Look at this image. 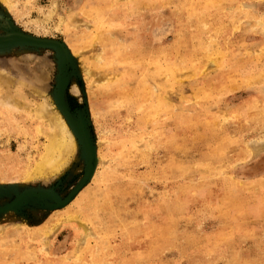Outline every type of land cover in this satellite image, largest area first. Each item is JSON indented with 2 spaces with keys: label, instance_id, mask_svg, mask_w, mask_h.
I'll list each match as a JSON object with an SVG mask.
<instances>
[{
  "label": "rangeland",
  "instance_id": "1",
  "mask_svg": "<svg viewBox=\"0 0 264 264\" xmlns=\"http://www.w3.org/2000/svg\"><path fill=\"white\" fill-rule=\"evenodd\" d=\"M207 1L0 0V264H264V0Z\"/></svg>",
  "mask_w": 264,
  "mask_h": 264
},
{
  "label": "bare ground",
  "instance_id": "2",
  "mask_svg": "<svg viewBox=\"0 0 264 264\" xmlns=\"http://www.w3.org/2000/svg\"><path fill=\"white\" fill-rule=\"evenodd\" d=\"M202 1V0H201ZM216 0H208L207 6L214 7ZM217 2V1H216ZM218 3V2H217ZM220 5V4H219ZM203 6V5H202ZM218 6V5H217ZM216 8V7H214ZM169 77V76H168ZM145 80V78H144ZM146 81V80H145ZM158 87V86H157ZM167 90V89H166ZM165 90V91H166ZM154 92V91H153ZM152 92V93H153ZM155 94V93H154ZM160 96V95H158ZM153 98V97H152ZM163 101V100H162ZM155 102V101H154ZM49 103V102H48ZM167 105V104H166ZM45 131V130H43ZM142 133V132H141ZM81 134V133H80ZM78 135V134H77ZM74 133L69 129L66 122L63 120V118L60 120L59 126L56 124V129L54 134H52V137L50 138L48 144L45 147V154L42 157V160L36 163L33 167V171L30 172V174H41L44 172V170H47L50 166L51 171L58 170L68 159V156L71 155L75 148H76V140L74 137ZM79 136V135H78ZM142 136V135H141ZM83 140V139H82ZM86 140V139H85ZM136 140V139H135ZM139 145V144H138ZM248 151V150H247ZM87 153V152H86ZM250 153V152H249ZM58 154L60 156V159L55 160V156ZM90 157V156H89ZM94 157V156H93ZM93 157L91 158V161L88 164V168L86 171V174L84 175L81 183L73 190V193L77 194L80 189H82L88 182L89 178L94 173V163H93ZM32 163V162H31ZM87 164V163H86ZM25 165V164H24ZM32 166V165H31ZM87 167V166H86ZM96 167V166H95ZM25 168V167H24ZM27 168V167H26ZM26 170V169H24ZM30 170V169H29ZM24 172V171H23ZM15 173V172H14ZM96 174V173H95ZM22 175V174H21ZM147 177V176H146ZM250 180V179H249ZM85 188V187H84ZM69 195V194H68ZM54 198V197H52ZM62 201V200H61ZM60 204V201L58 202ZM54 204V203H53ZM70 204V203H69ZM62 205V204H61ZM52 226V225H51ZM42 229V228H41ZM40 229V230H41ZM42 233V232H41ZM44 233V232H43ZM42 233V234H43ZM78 234V233H77ZM44 236V235H43ZM1 237V236H0ZM28 243V242H26ZM1 244V243H0ZM1 248V247H0ZM52 248V247H51ZM5 251V252H4ZM0 251V259H3L4 257L8 256V251L4 250ZM67 251V249H66ZM22 257V256H21ZM19 258V257H18ZM15 259V258H14ZM13 260V259H12ZM16 260V259H15ZM19 261V260H18ZM1 263V262H0ZM4 263V262H3ZM14 263V262H12ZM17 263V262H16ZM9 264V263H8Z\"/></svg>",
  "mask_w": 264,
  "mask_h": 264
}]
</instances>
